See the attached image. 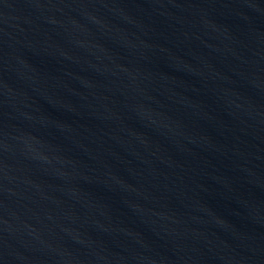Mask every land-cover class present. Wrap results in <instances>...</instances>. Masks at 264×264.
<instances>
[{
  "label": "water",
  "instance_id": "water-1",
  "mask_svg": "<svg viewBox=\"0 0 264 264\" xmlns=\"http://www.w3.org/2000/svg\"><path fill=\"white\" fill-rule=\"evenodd\" d=\"M0 264H264V0H0Z\"/></svg>",
  "mask_w": 264,
  "mask_h": 264
}]
</instances>
